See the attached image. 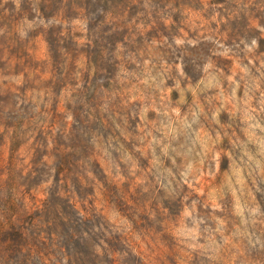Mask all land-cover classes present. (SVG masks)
Returning <instances> with one entry per match:
<instances>
[{
    "label": "rangeland",
    "instance_id": "obj_1",
    "mask_svg": "<svg viewBox=\"0 0 264 264\" xmlns=\"http://www.w3.org/2000/svg\"><path fill=\"white\" fill-rule=\"evenodd\" d=\"M0 196V264H264V0H0Z\"/></svg>",
    "mask_w": 264,
    "mask_h": 264
},
{
    "label": "trees",
    "instance_id": "obj_2",
    "mask_svg": "<svg viewBox=\"0 0 264 264\" xmlns=\"http://www.w3.org/2000/svg\"><path fill=\"white\" fill-rule=\"evenodd\" d=\"M12 138V136H11ZM15 140V138L13 139ZM14 146V145H13ZM11 149V147H10ZM11 150L10 162L7 164V170L13 171L16 168V165L13 162L14 152ZM12 162V163H11ZM10 166V167H9ZM16 206L14 202H11L10 198L8 199L6 196H0V249L2 248V244L13 238L14 236L24 239L25 232L19 228H16L13 221V212ZM14 237V238H15Z\"/></svg>",
    "mask_w": 264,
    "mask_h": 264
}]
</instances>
